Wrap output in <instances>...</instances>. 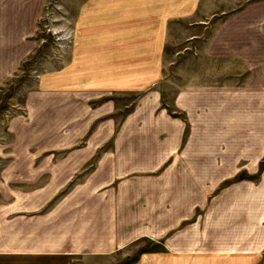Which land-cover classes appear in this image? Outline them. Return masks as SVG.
I'll list each match as a JSON object with an SVG mask.
<instances>
[{"label":"crops","instance_id":"1","mask_svg":"<svg viewBox=\"0 0 264 264\" xmlns=\"http://www.w3.org/2000/svg\"><path fill=\"white\" fill-rule=\"evenodd\" d=\"M200 2H82L66 61L27 90L26 120L7 121L12 136L30 140L0 164V264H104L139 240L159 249L126 264H264V13L221 18L195 48V59L223 67L194 73H243L239 81L188 75L173 92L172 115L154 113L160 94L152 91L118 122L111 100L100 99L155 86L169 21L207 26L211 19L194 18ZM14 21L0 18V89L20 68ZM146 136L155 145L145 146ZM46 171L39 192L17 188Z\"/></svg>","mask_w":264,"mask_h":264},{"label":"rangeland","instance_id":"2","mask_svg":"<svg viewBox=\"0 0 264 264\" xmlns=\"http://www.w3.org/2000/svg\"><path fill=\"white\" fill-rule=\"evenodd\" d=\"M85 0H0V18L7 22H16L19 24L20 31V68L19 71L9 78L0 89V164L12 160V155H16L13 151H27L28 139L24 131H20L19 136H12L7 130L8 118L20 115L26 117L23 109L26 104V92L39 80L40 75L44 73H54L66 61L69 48L72 44L74 30L76 26L77 13ZM256 1L261 0H201L194 18L211 19L205 27L195 26L189 29L187 25H182L184 21L170 20L167 29L163 52V71L159 82L151 89L144 92H127L125 94H107L100 99L111 100L114 105L112 115L118 120L126 113H129L135 107L137 101L152 91H158L159 106L154 113L165 111L172 115V95L177 84L181 85L183 81L188 80V75L197 76L198 81L207 82L212 80L213 84H217L224 80L235 82L240 80L244 74L235 73H194L195 69L208 70L223 67L219 61L215 59H195V48L201 49L204 45V37L214 33L218 28L219 21L224 17L242 18V17H259L264 13V8ZM246 4H248L246 6ZM243 6H246L244 8ZM196 33L201 37L186 40L187 34ZM188 46L189 50H186ZM181 50L180 73L178 74L177 66L178 55L177 50ZM188 51V52H187ZM176 61V64H175ZM217 64V65H214ZM188 67L192 72L189 74ZM198 69V70H199ZM216 69V70H217ZM178 76L180 80L178 79ZM204 79V81H203ZM111 140V139H110ZM154 138L146 136L144 138L145 146H153ZM16 142L17 145L11 146ZM86 143V140H80L73 148H79ZM112 140L101 147H110ZM71 147L53 150L52 160H60L66 156ZM18 155V154H17ZM48 172L36 177L32 184L19 186L21 190L35 189L39 192V188L45 185L48 178ZM56 172L51 173L54 175ZM89 172L88 170L73 171V176L68 185L59 189L52 185V189H59L58 195L68 191L73 183L82 179ZM159 249L152 246L148 241L139 240L129 244L126 248L110 255L115 261H108L105 258L104 264H126L135 261L138 254L146 250ZM109 257V256H108ZM87 261H85V264ZM103 264V263H102Z\"/></svg>","mask_w":264,"mask_h":264},{"label":"trees","instance_id":"3","mask_svg":"<svg viewBox=\"0 0 264 264\" xmlns=\"http://www.w3.org/2000/svg\"><path fill=\"white\" fill-rule=\"evenodd\" d=\"M261 168H262V165H261Z\"/></svg>","mask_w":264,"mask_h":264}]
</instances>
